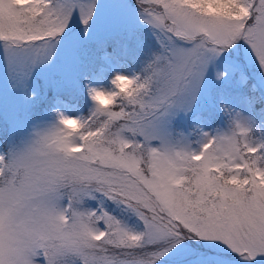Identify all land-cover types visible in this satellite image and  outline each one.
I'll return each mask as SVG.
<instances>
[{"label":"snow or ice","instance_id":"snow-or-ice-1","mask_svg":"<svg viewBox=\"0 0 264 264\" xmlns=\"http://www.w3.org/2000/svg\"><path fill=\"white\" fill-rule=\"evenodd\" d=\"M0 264H264V0H0Z\"/></svg>","mask_w":264,"mask_h":264}]
</instances>
